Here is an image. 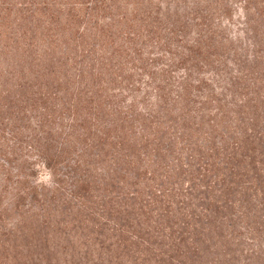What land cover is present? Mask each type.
Returning <instances> with one entry per match:
<instances>
[{
    "label": "trees",
    "instance_id": "16d2710c",
    "mask_svg": "<svg viewBox=\"0 0 264 264\" xmlns=\"http://www.w3.org/2000/svg\"><path fill=\"white\" fill-rule=\"evenodd\" d=\"M0 264H264V0H0Z\"/></svg>",
    "mask_w": 264,
    "mask_h": 264
},
{
    "label": "rangeland",
    "instance_id": "374dc122",
    "mask_svg": "<svg viewBox=\"0 0 264 264\" xmlns=\"http://www.w3.org/2000/svg\"><path fill=\"white\" fill-rule=\"evenodd\" d=\"M232 24H238L237 19H236L235 16L231 20V25L226 29V33L230 34V33H232V31H234L235 28L233 27ZM38 179L40 181H42V182H47V183L49 182V178H48V176H47V174L45 173L44 170L39 175V178Z\"/></svg>",
    "mask_w": 264,
    "mask_h": 264
}]
</instances>
